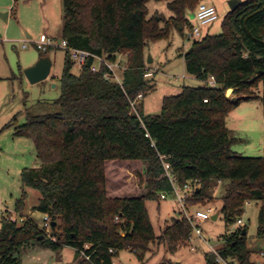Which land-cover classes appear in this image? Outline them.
Wrapping results in <instances>:
<instances>
[{"label": "trees", "instance_id": "16d2710c", "mask_svg": "<svg viewBox=\"0 0 264 264\" xmlns=\"http://www.w3.org/2000/svg\"><path fill=\"white\" fill-rule=\"evenodd\" d=\"M150 1L169 0H62L61 38L69 47L112 61L125 54L127 67L119 84L105 79V66L93 72L90 57L76 76L66 52L61 95L54 103L59 111L26 110L27 121L15 132L33 141L41 166L23 170L21 182L40 192L33 211L48 215L54 226L48 236L26 214L24 191L15 204L22 223L2 220L0 264H22L21 251L36 246L73 248L78 264H113L123 250L142 261L156 242L176 253L189 244L191 223L181 214L157 237L147 208L148 201L161 200L158 193L171 190L161 177L160 155L170 157L181 184L201 180L190 205L205 206L218 181L229 183L222 198L227 224L243 215L246 203L260 202L256 237L264 240V158L236 154L227 127L228 115L242 102L259 100L264 111V0L241 2L225 16L222 34L194 41L183 54L187 74L203 82L213 77L215 87H183L181 94L163 99L160 114L144 115L133 111L132 102L155 89L145 77L146 46L191 27L188 12L204 0H172L174 16L168 20L148 18ZM228 89L235 90L237 102L226 97ZM115 163L143 164V194H109L108 168ZM221 241L217 252L223 260L256 264L245 224ZM205 260L218 264L213 252Z\"/></svg>", "mask_w": 264, "mask_h": 264}, {"label": "rangeland", "instance_id": "374dc122", "mask_svg": "<svg viewBox=\"0 0 264 264\" xmlns=\"http://www.w3.org/2000/svg\"><path fill=\"white\" fill-rule=\"evenodd\" d=\"M169 1H150L147 4L148 18L163 16L168 20L174 13L168 8ZM230 0H204L216 8L219 19L202 28L201 38L207 35L222 34V23L225 16L231 12ZM247 0H242L245 2ZM0 4L12 8V18L5 22L0 18V230L3 218H15V204L27 192L26 214L32 216L41 226L43 215L34 212L33 207L41 197L39 191L24 188L21 174L25 169L41 166L36 148L30 138L16 135L15 128L26 123V110L36 115L52 114L59 111L54 103L61 95V76L64 69L66 52L62 49L39 51L34 44L41 35H53L60 42L58 31L63 25L62 0H0ZM1 5V6H4ZM0 9L1 13L7 9ZM195 11V10H194ZM191 26H196L194 14L188 12ZM165 24L162 22L161 27ZM191 27L183 31L174 29L169 38L150 42L145 52L152 63L148 69L153 72L149 77L155 89L143 99L136 101V109L140 114L157 115L162 111L163 99L167 96H177L183 87H202L209 85L194 76L187 74L183 54L189 50L192 41L188 38ZM27 34L32 36L28 38ZM27 48H24V45ZM52 60V70L48 79L32 85L25 76V70L34 66L43 56ZM124 63L127 66L126 55ZM72 72L79 76L81 66L75 65ZM120 79L123 74L120 73ZM260 89V88H259ZM259 89L254 90L259 94ZM233 96H236L233 94ZM227 127L230 136L236 139L232 145L233 151L243 157L264 158V111L261 101H245L234 108L227 117ZM141 163H115L108 168L109 194L119 196L141 195L144 191L145 174ZM219 185V184H218ZM213 187V197L205 206H195L192 210H206L215 207L216 212L210 220L201 223L202 237L193 234L192 243L182 245L172 254L164 245L158 242L150 246V251L142 261L130 250L120 252L115 262L120 264H206L205 255L211 248H219L221 238L232 233L237 227L235 223L227 224L222 212V198L226 193L228 182L223 186ZM158 193V195H160ZM261 203L248 202L241 216L248 227V247L252 249L251 260L261 259L260 251L255 248L257 241L258 213ZM147 208L154 225L155 234L160 237L163 230L170 226L173 219L180 213L177 202L171 195L167 200L148 201ZM214 217H216L214 219ZM221 243V244H220ZM263 250V249H262ZM22 264H78L75 250L63 247L53 250L43 246L23 249L20 253Z\"/></svg>", "mask_w": 264, "mask_h": 264}, {"label": "built area", "instance_id": "2783aa9c", "mask_svg": "<svg viewBox=\"0 0 264 264\" xmlns=\"http://www.w3.org/2000/svg\"><path fill=\"white\" fill-rule=\"evenodd\" d=\"M193 14L195 20L197 21V25L191 26L190 28L191 33L188 38L192 42L202 39V28L209 26L219 19L216 8L208 3H200ZM186 28H188V26H186ZM57 40L58 38L56 37L41 35L38 40L34 41V44L36 45V48L42 52H47L52 49H62L65 52H69L71 60L75 63V65H79L81 67L86 63L88 58L94 57L95 61L91 68L93 72H100L102 67L105 66L108 69L107 73L105 74V79L122 84L123 79H120V73L123 74L127 67L124 63V57L122 56L124 54H116L115 59L112 61L109 56H95L85 50L70 48L68 41L65 39L60 38V42H57ZM23 47L27 48L28 46L25 44ZM152 76L153 72L150 69H147L145 72V77L149 78ZM209 85L211 87H215L216 83L213 77L210 78ZM143 98V94H140L138 95L137 99L132 102V109L136 114H138L136 109V101ZM205 102H207V100H205ZM169 159L170 157L167 155H160V160L163 167V174L161 177L162 179H166L171 185L170 192H162L160 197L161 200H167L168 196L171 195L177 202V205L180 208V213H178V216L181 214L184 215L193 227V232L189 238V243H192L194 233L202 237V230L199 225L210 220V218L216 212V208L209 207L206 210H192V208L195 206L190 205L189 203L195 198V194L201 188V180H187L184 184H181L179 177L173 170ZM218 184H222V181H218ZM10 219L14 222H18L17 219L13 217ZM23 219L24 218H20L21 221H23ZM116 221H120L119 217L116 218ZM244 224L245 223L242 217H238L235 221V226L237 228L243 227ZM40 227L46 235L50 236L53 230V224L48 215H43V223ZM217 249L218 248H211L210 252H213L217 255L218 264H238L237 262L231 263L223 260L222 257L219 256ZM259 255L261 256V259L255 260L254 262L256 264H264V250H261ZM87 259L89 258L87 257ZM113 264L120 263L114 262Z\"/></svg>", "mask_w": 264, "mask_h": 264}, {"label": "water", "instance_id": "95a60500", "mask_svg": "<svg viewBox=\"0 0 264 264\" xmlns=\"http://www.w3.org/2000/svg\"><path fill=\"white\" fill-rule=\"evenodd\" d=\"M242 0H230L229 1V5L231 8V11H234L238 8V6L240 5ZM8 15L9 13L4 12L1 13L0 12V18L2 20H4L5 22L8 21ZM0 38H1V34H0ZM152 58L151 56L148 57V64L152 63ZM51 70H52V60L49 56H43L34 66L28 68L25 70V76L28 79V81L30 82V84L35 85L38 83H41L45 80L48 79L49 75L51 74ZM234 89H228L226 91V97L230 98L232 100L233 103L238 101V97L233 96L234 94ZM216 217H214L215 219ZM54 226V223H53ZM244 234L246 233V231L244 230L243 232ZM179 264V263H176Z\"/></svg>", "mask_w": 264, "mask_h": 264}, {"label": "crops", "instance_id": "0c3cea01", "mask_svg": "<svg viewBox=\"0 0 264 264\" xmlns=\"http://www.w3.org/2000/svg\"><path fill=\"white\" fill-rule=\"evenodd\" d=\"M1 5H4V4H0V9L1 8H3V7H6V8H4V9H7L6 10V12L7 13H9V15H8V21H10V19L12 18V8H10V6L8 5V6H1ZM7 21V22H8ZM61 30H62V28H60L59 29V31L57 32L58 33V35H60V37L62 36L61 35ZM43 35H45V34H43ZM27 36H28V38L29 39H31L32 38V36L30 35V34H27ZM47 36H51V37H54L53 35H47ZM125 60V59H124ZM154 61V60H153ZM234 152H236V151H234ZM237 153V152H236ZM218 185V184H217ZM224 185V183H222V184H219L218 185V187L217 188H219V187H221V186H223ZM252 243H255L256 245H255V248L256 249H258V251L259 250H264V240H259V239H257V241L256 242H252ZM250 249V248H249ZM250 250H252V249H250Z\"/></svg>", "mask_w": 264, "mask_h": 264}]
</instances>
